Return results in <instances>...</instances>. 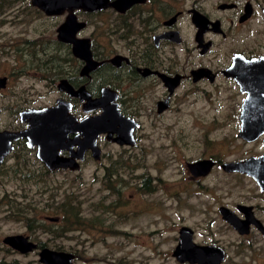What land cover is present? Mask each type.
<instances>
[{
  "label": "rangeland",
  "instance_id": "rangeland-1",
  "mask_svg": "<svg viewBox=\"0 0 264 264\" xmlns=\"http://www.w3.org/2000/svg\"><path fill=\"white\" fill-rule=\"evenodd\" d=\"M165 1L188 5L195 0H148L135 10L146 16L144 30L146 20L158 18L159 4L168 9ZM216 1L202 0L200 8L208 14L210 3ZM106 14L76 10L84 23L77 34L88 37L95 58L101 56L100 43L105 54L114 48L131 54L138 42L120 38ZM63 19L64 13L45 15L29 0H0V77L7 78L0 88V130L18 129L19 109L54 104L62 97L56 84L69 73L68 60L55 29ZM262 22L259 48L232 43L240 34L226 29L225 39L206 34L214 44L199 54L194 27L185 18L176 25L179 44L164 46L153 56L148 50L142 62L165 66L174 62L183 72L201 64L215 77L212 83L183 80L169 108L159 115L153 101L160 90L147 92L138 85L128 96L133 106L129 113L139 123L133 145L99 138L98 160L87 155L78 169L54 172L43 171L34 149L8 154L0 165V264H38L43 247L72 254V264H190L171 255L180 226L192 230L195 243L220 246L224 251L220 264H264V235L254 227L239 235L217 211L220 205L236 212L237 205H247L264 225V190L243 173L213 166L205 176L191 178L185 166L199 158L226 162L262 152L264 135L253 142L237 135L241 96L220 73L232 51L264 52ZM110 75L106 70L100 77L115 83ZM89 90L94 91L91 86ZM10 234H22L36 247L26 253L13 250L1 242Z\"/></svg>",
  "mask_w": 264,
  "mask_h": 264
},
{
  "label": "flooded vegetation",
  "instance_id": "flooded-vegetation-1",
  "mask_svg": "<svg viewBox=\"0 0 264 264\" xmlns=\"http://www.w3.org/2000/svg\"><path fill=\"white\" fill-rule=\"evenodd\" d=\"M147 1L148 0H138L135 3H132L129 7H127L123 11H118L113 7H108L102 10L94 11L95 13L97 12L107 13L106 15L109 16L110 21L108 19L106 21L108 22V24L109 23L111 25L115 24L113 25V29L114 31L120 33V35H118L120 38L132 37L131 40L138 42V44L134 47V51L131 52V54L128 51L125 52L122 50H117L115 48L114 50L110 49L105 54L104 45L100 43L99 45H100L101 56L95 58L92 54L89 43L88 49L90 51L91 58L96 62V64L91 69L83 70L85 62L84 60L74 55L71 43L60 42L59 40L56 39L58 42L64 44L66 51V59L68 60L67 72L69 73H66L65 75H63V77H60L56 84V88L59 92H61V96H62L58 98L62 99L64 102L68 103L69 105L68 113L71 114L76 119V121H79L84 117L101 114L102 110L100 107L91 110L89 112L83 111L84 100H80L78 95L76 94L77 89L81 87L88 93L90 98H96L98 96H101L102 93L105 94L108 93L110 96H113L114 99L111 100L110 103L115 104V108L117 112L123 117H127L131 119V121L135 124L132 129V143L130 144L118 143L117 141H115L114 138H116L117 136L116 131H111V134L109 136L107 135V132L99 133L98 136L96 137V148H97L96 153L94 154V152L92 153V150L90 148H86L83 151L82 158L75 159L77 167L74 170L78 169V165H79L78 163L83 161L87 155L93 157L95 160L99 159L101 155V149L98 146L99 138H103L105 141L114 143L119 146L134 144L133 134L134 131L137 128H139V123L136 120L135 116L129 113V110L133 109V106L131 103L128 102V96L134 95V92L138 89V85L145 86L147 88V92L152 91V89L154 88H158L160 90L161 94L155 101H153V106L156 115H159L164 113V111L169 108L171 100L183 80H190L191 83H197L198 80L205 79L209 83H212L215 77V72L205 65L196 64L194 67L192 68L190 67L185 72H183L179 64H176L174 62H172L168 66H165L162 62L157 65H152L151 63L149 64L147 61L145 62L141 61L142 58H148V50L150 52V55L153 56L152 54L154 53V51L156 50L158 51L164 46H171V44L180 43V34L179 31L176 29V25L179 22H181V20L188 18L189 22L194 27L193 40H194L195 48L198 49L199 54H204L214 44L213 39H211L210 37L205 38L206 34L220 36L221 39H225L228 38L226 36V29L238 30L240 34L239 35L240 37H235L234 39H231L233 40L232 43H241L244 46L256 45L257 48H259L260 46L259 41L256 40H259L261 37L259 31L262 20H263L262 23L264 24V2L261 3V0H218L216 2L210 3V9H208L209 10L208 14H205L204 11L200 8V5L202 4V0L201 1L195 0L193 3L188 5L182 3H169L165 1L164 7L168 9L164 10L162 4H159L158 10L160 13L156 16L158 18H154L150 22L149 20H146L147 29L144 30L145 25L143 24V21L146 19V16L142 17V14L139 16L137 13L138 11L135 10L137 7L146 4ZM94 12H90V13H94ZM196 18L197 20L204 18L207 23L205 25H202L201 23H196ZM223 23L225 24V26H223ZM199 27L205 29L200 34V40H197L196 33ZM109 30L111 34L112 29L110 28ZM135 31H137L138 34H136ZM125 33L129 35L124 36ZM76 36L85 37L78 34H76ZM55 38H56V34H55ZM205 43H207L206 47H204ZM236 54H239L243 57V58H238L239 61L238 64L233 62L234 55ZM243 59H259V61L261 62H259V64L256 63L250 64ZM72 66H75L74 70ZM106 70L109 71V73L111 74L109 80L114 79L116 81L115 83H106L107 81L104 82L103 79L100 77V74ZM262 70H264V52H258V51H255L254 53L232 51L231 55L228 57L227 61L224 63V66L220 70L221 75L234 84V86L236 87V92L241 96L240 102L237 105L238 131L240 125L239 115L241 113L242 105L244 103L245 97L247 95V91H248L247 88L248 86L252 85L251 77L252 76L255 77L258 75L260 76ZM126 72L127 74L123 75ZM68 74L72 76V78L75 81L74 83L71 82V79L68 76ZM234 76H237V78L240 81L238 82V80H236ZM175 77H177L176 80ZM194 77H196L197 79H194ZM0 78H4L5 80L4 86L1 87L4 88L7 78L6 76H1ZM60 80L64 81V85H61V89L58 86ZM89 86H91V88H93L94 91L89 90ZM143 94H145V92H143ZM164 98H167L166 106L162 110L158 111V108L160 106L158 102L162 101ZM54 104L23 107L21 110L19 109L16 112L17 114L16 119L18 122V129L17 128L16 129L22 130L27 128L26 121H22L19 115V113L22 110L30 109V108L39 109L45 106H52ZM118 127L119 125L116 124L112 128L114 130V128L116 129ZM121 128H124L122 124H121ZM261 135H264V133H262ZM259 136L252 140H249V142L251 141L253 142L257 138H259ZM67 137L68 139H73V138L81 139V135L79 131L70 132L68 133ZM241 140L245 141V139L243 138H241ZM262 141L264 143V137L262 138ZM27 142H28L27 138L24 136L11 141L10 142L11 148L9 149L8 153L0 160V165L3 163L6 156L11 152H13V150L18 149L19 151H23L26 149H34L35 157L41 163L44 172H54L57 170H65V169L68 170V168H61V167L57 169L49 168V164L38 157L37 145L35 144L30 147L28 146ZM76 149H77V145L75 144L72 147V150L76 151ZM263 151H264V146L261 153L257 155H249V156L262 155ZM69 152L70 151L68 149L60 150L59 156L67 157L70 154ZM199 159H204V158H199ZM211 160L214 162L212 167L213 166L221 167L220 165L222 162L213 159ZM190 177L197 178L202 176H192L190 174ZM232 211H234L239 218L243 217L242 212L239 211L238 209H237L238 213L235 210ZM250 227H254L261 234L264 235L262 231H260L258 228H256L253 225H249L248 233L250 231ZM231 228L234 229L232 226ZM234 230L237 232L236 229ZM247 234H239V235H247Z\"/></svg>",
  "mask_w": 264,
  "mask_h": 264
},
{
  "label": "water",
  "instance_id": "water-1",
  "mask_svg": "<svg viewBox=\"0 0 264 264\" xmlns=\"http://www.w3.org/2000/svg\"><path fill=\"white\" fill-rule=\"evenodd\" d=\"M138 0H29L31 6L37 8L45 15H60L65 13L63 21L56 27V39L60 42L71 43L73 53L76 57L84 60L83 70L91 69L96 62L91 58L89 41L87 37H77V32L83 28L84 23L77 19L74 11L94 12L108 7H113L118 11H123L132 3ZM197 15V14H196ZM196 23L205 25L204 18ZM216 24V23H213ZM199 25V24H198ZM205 28L198 29L197 40ZM175 34V32H174ZM207 43L204 44L206 47ZM118 57V56H116ZM241 55H234L233 62L238 64ZM247 63L259 64V59H243ZM263 61V60H262ZM238 82L237 76H234ZM177 77H175V80ZM194 79H197L194 77ZM4 78H0V88L4 86ZM252 85L247 88V95L242 105L239 115L240 125L238 136L245 140H252L264 133V70L260 76L251 77ZM64 81L60 80L58 86L61 89ZM80 100H84L83 111L89 112L98 107L101 114L76 119L68 113L69 105L62 99L55 100L52 106H45L39 109L30 108L22 110L19 115L22 121H26L27 128L22 130H0V160L11 148L10 142L26 137L28 146L37 145V155L40 159L49 164V168L75 169L77 164L75 159L82 158L83 151L90 148L92 153H96V137L99 133L116 131L114 138L118 143H132V129L134 123L131 119L120 115L114 103L113 96L102 93L101 96L90 98L88 93L81 87L76 91ZM167 98L158 102V111L165 108ZM119 125L114 128V125ZM121 124L124 128H121ZM79 131L81 139H68L70 132ZM77 145L76 151L72 150ZM68 149L69 156H59L60 150ZM95 156V155H94ZM214 162L210 158L198 159L186 163V167L192 176H203L208 173ZM221 169L226 172H239L251 177L259 189L264 190V151L259 156H249L247 158L222 162ZM236 208L242 212L243 217L239 218L230 208L220 205L218 212L220 217L230 224L239 234H247L249 225H253L264 233V226L253 215L251 207L247 205H237ZM1 242L20 253H26L36 247L22 234L5 235ZM171 255L179 262L190 264H220L224 257L223 249L215 244H198L192 240V230L187 226H180L177 231V242ZM72 254L63 251H55L48 248H41L38 251V264H72Z\"/></svg>",
  "mask_w": 264,
  "mask_h": 264
}]
</instances>
